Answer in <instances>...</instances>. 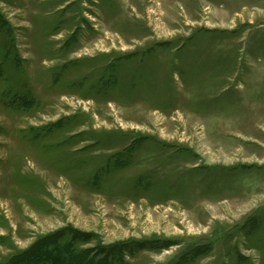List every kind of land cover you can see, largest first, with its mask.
<instances>
[{"label": "rangeland", "instance_id": "rangeland-1", "mask_svg": "<svg viewBox=\"0 0 264 264\" xmlns=\"http://www.w3.org/2000/svg\"><path fill=\"white\" fill-rule=\"evenodd\" d=\"M56 232L264 264V0H0V264Z\"/></svg>", "mask_w": 264, "mask_h": 264}, {"label": "trees", "instance_id": "trees-1", "mask_svg": "<svg viewBox=\"0 0 264 264\" xmlns=\"http://www.w3.org/2000/svg\"><path fill=\"white\" fill-rule=\"evenodd\" d=\"M63 236L64 233L62 232L51 233L44 236L32 245L29 250H26L23 253V257H30L29 264H111V260H109L111 255L107 254L98 259L95 258L96 255L89 257L90 252L87 250L75 251V248L73 247L74 242L67 245L69 255H63L61 253V248L58 245Z\"/></svg>", "mask_w": 264, "mask_h": 264}]
</instances>
